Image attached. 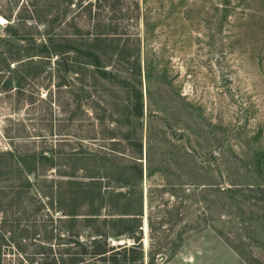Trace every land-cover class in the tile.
<instances>
[{"label": "rangeland", "instance_id": "rangeland-1", "mask_svg": "<svg viewBox=\"0 0 264 264\" xmlns=\"http://www.w3.org/2000/svg\"><path fill=\"white\" fill-rule=\"evenodd\" d=\"M27 7L40 8L36 20ZM46 14L63 27L55 25V34L80 35L81 43L99 23L139 36L143 118L130 114L131 88L114 87L90 66L64 75L51 58L8 69L1 59L15 50L0 45V153L63 152L61 165L36 184L45 191L55 172L71 173L77 163L86 170L77 177L92 172V152L117 169L140 163L142 182L136 187L131 177L129 185L142 192L141 231L108 241L116 251L123 241L140 246L126 263L117 256L118 264H264V0H0V40L9 37V23L38 44L45 38L37 20ZM160 75L171 88L153 81ZM37 200L28 204L31 212L39 208L37 217L27 212L20 221L28 239L17 238L20 251L5 244L1 264H30L40 251L32 233L43 242L51 227V256L67 261L58 221L65 217Z\"/></svg>", "mask_w": 264, "mask_h": 264}, {"label": "trees", "instance_id": "trees-1", "mask_svg": "<svg viewBox=\"0 0 264 264\" xmlns=\"http://www.w3.org/2000/svg\"><path fill=\"white\" fill-rule=\"evenodd\" d=\"M101 1L116 3L121 0ZM44 6L46 8V5H43L41 11L44 10ZM134 6L138 15V4L135 3ZM24 9L28 10L30 19L36 20V14L40 12V8L30 9L27 7ZM111 11L113 12L112 9ZM42 12L44 13V11ZM37 22L44 29L45 38L38 41V44L33 37L27 34L20 35L16 25L7 24L5 31L9 37L1 39L0 45L3 48L6 46L9 50L13 48L15 52L3 56L1 59L5 68L9 69L13 64L24 68L30 65L33 59L48 61L51 58H56V65L61 68L64 75H82L79 71L90 66L94 70L92 73L104 81L115 84L114 87L120 90L131 88L129 91L133 95V100L132 103L130 102V114L138 123H141L143 95L139 36H134L132 39L128 31L123 30L121 25H114L111 22L99 23L95 26L96 33L93 34L92 39L81 43L80 35L74 34V37L65 38L63 34L59 36L55 34L56 29H63V27L59 24L56 25V19H53L50 14H46L44 20H37ZM22 42L27 43L28 48L24 49L19 46L18 43ZM65 56L68 57V61L64 60ZM0 57H2L1 53ZM130 72L131 74H129ZM163 75L155 77L153 81L158 83L159 87L171 88V80ZM129 76L134 79L138 87L128 85ZM150 82L151 79L147 83ZM146 97L149 100L152 98L149 88ZM138 148H141L140 144H138ZM61 153L63 152L53 149H50L46 154L36 152L0 153V250L5 244H13L12 247L20 251L17 247V238L28 239L30 231L27 225L20 226V221L26 217L23 215L27 212L34 215V218L37 217L35 214L39 208L36 212H31L28 210V204L31 205L30 203L38 198V202L41 203L43 200L45 201L44 205L49 206L46 213H60L62 217H65L64 221H58L60 232L68 238V241L64 243L66 248L63 250L68 259L67 261L63 260V255H60L58 259L51 256L53 238V227H51L50 236L44 238L43 242H39V235L32 233L30 240L34 243L38 242L40 251L30 255V264H83L86 256L109 264H118L117 256H121V262L126 263L128 259H131L129 252L134 254L135 252L132 250L137 249L140 244L135 242V245L129 249L122 247L116 251L117 248L111 247L108 241L111 238L134 239V234L141 231L139 230V219L142 212V192L140 189H137L136 192L129 185V181L131 177L136 178V182H138V184L134 182L136 187L142 182V166L137 163L131 167L117 169L118 167L113 162H106L103 154L92 152L88 154V159L94 169L85 176L77 177V173L86 170L80 162L81 159H76L77 155H69L70 159L73 157L80 164L77 163L71 173L63 170L55 172V179L49 181V185L45 187L46 191L36 189L38 181L45 180V172L52 171L61 165L60 160L65 157L64 153ZM138 157V160L142 159L140 150ZM116 174L117 176H115ZM102 180H106L108 184L103 186ZM112 183L113 186H110ZM121 189L127 190L122 192ZM40 208L44 209L42 206ZM32 225L36 227L35 223ZM80 227L86 231L85 239H80L81 232L78 231ZM135 240L138 241L137 238ZM139 255L142 261L143 252L139 251ZM157 255V253H152L151 259L154 260ZM1 257L0 253V264ZM135 261L136 259L133 260V262ZM140 264L143 263L140 262Z\"/></svg>", "mask_w": 264, "mask_h": 264}, {"label": "built area", "instance_id": "built-area-1", "mask_svg": "<svg viewBox=\"0 0 264 264\" xmlns=\"http://www.w3.org/2000/svg\"><path fill=\"white\" fill-rule=\"evenodd\" d=\"M128 245H129V242H125V241H123V242H121V247H128Z\"/></svg>", "mask_w": 264, "mask_h": 264}, {"label": "bare ground", "instance_id": "bare-ground-1", "mask_svg": "<svg viewBox=\"0 0 264 264\" xmlns=\"http://www.w3.org/2000/svg\"><path fill=\"white\" fill-rule=\"evenodd\" d=\"M0 20H1V18H0Z\"/></svg>", "mask_w": 264, "mask_h": 264}]
</instances>
